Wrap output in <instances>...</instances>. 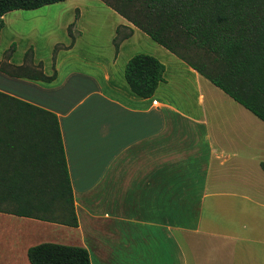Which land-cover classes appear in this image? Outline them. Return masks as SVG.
<instances>
[{
  "label": "crops",
  "instance_id": "1",
  "mask_svg": "<svg viewBox=\"0 0 264 264\" xmlns=\"http://www.w3.org/2000/svg\"><path fill=\"white\" fill-rule=\"evenodd\" d=\"M120 46L108 68H55L48 84L8 75L25 59L0 72V93L57 116L77 217L70 228L0 213V264H29L43 243L83 248L90 264H264L253 115L167 50L153 96L135 97Z\"/></svg>",
  "mask_w": 264,
  "mask_h": 264
},
{
  "label": "trees",
  "instance_id": "2",
  "mask_svg": "<svg viewBox=\"0 0 264 264\" xmlns=\"http://www.w3.org/2000/svg\"><path fill=\"white\" fill-rule=\"evenodd\" d=\"M65 1L0 0V31L3 17L10 12ZM99 1L264 123V0ZM131 34L132 30L123 39ZM14 69L8 75L45 84L54 80L30 72L36 68ZM164 71L156 58L138 54L127 61L124 80L132 95L148 99L163 81ZM0 72L6 73L1 66ZM260 166L264 171V163ZM0 213L77 227L57 116L3 93ZM27 260L29 264H90L85 249L51 243L30 247Z\"/></svg>",
  "mask_w": 264,
  "mask_h": 264
},
{
  "label": "rangeland",
  "instance_id": "3",
  "mask_svg": "<svg viewBox=\"0 0 264 264\" xmlns=\"http://www.w3.org/2000/svg\"><path fill=\"white\" fill-rule=\"evenodd\" d=\"M3 23L0 55L4 54L0 66L6 71L13 70L6 59L12 56L13 62L25 59L23 66L36 68L30 72H42L49 78L56 77L55 71L51 72L55 68L60 76L74 70L96 72L102 69L100 66L108 68L121 44L116 60L121 70L124 63L138 54L149 55L165 63L172 58L141 32L130 38L131 34L128 41L123 39L130 34L131 29L127 26L131 25H122L125 24L123 19L99 0H68L33 11H13L3 17ZM114 39L118 44L117 50ZM34 60L39 62L38 67ZM104 87L105 91H110L108 83ZM250 121L257 128L259 137L264 139V125L251 115ZM250 174L262 173L257 169Z\"/></svg>",
  "mask_w": 264,
  "mask_h": 264
}]
</instances>
